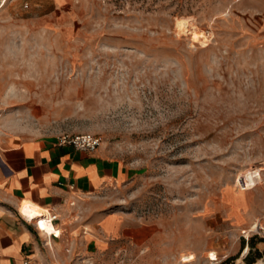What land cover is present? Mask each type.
<instances>
[{
  "label": "rangeland",
  "instance_id": "rangeland-1",
  "mask_svg": "<svg viewBox=\"0 0 264 264\" xmlns=\"http://www.w3.org/2000/svg\"><path fill=\"white\" fill-rule=\"evenodd\" d=\"M0 130L95 134L122 170L56 264H264V0H6Z\"/></svg>",
  "mask_w": 264,
  "mask_h": 264
},
{
  "label": "crops",
  "instance_id": "crops-1",
  "mask_svg": "<svg viewBox=\"0 0 264 264\" xmlns=\"http://www.w3.org/2000/svg\"><path fill=\"white\" fill-rule=\"evenodd\" d=\"M121 175L119 164L100 146L87 152L59 145L56 139L0 130V264H19L26 257L40 264L65 263L62 248L74 243V232L59 228L67 212L75 211L82 197ZM23 200L57 213L60 235L48 239L38 231L34 218L20 209Z\"/></svg>",
  "mask_w": 264,
  "mask_h": 264
},
{
  "label": "bare ground",
  "instance_id": "bare-ground-1",
  "mask_svg": "<svg viewBox=\"0 0 264 264\" xmlns=\"http://www.w3.org/2000/svg\"><path fill=\"white\" fill-rule=\"evenodd\" d=\"M6 0H3L2 3H0V9L3 7L5 4ZM176 28L179 31H189L187 28L188 26V21L185 18H177L175 22ZM192 26V24H191ZM183 34V33H182ZM191 34V40L193 42H204L202 41L201 38L205 37L201 32L196 31L195 28L193 27L190 31ZM192 44V42H191ZM258 170H254L250 173H248L244 178H245V184H249L247 188L252 187V184L255 183L256 181H259L261 178L256 175ZM245 175V174H244ZM255 186V185H254ZM20 209L21 211L25 212L32 218H34V222L39 226L41 229V232L44 233L45 235H50V236H59L60 235V230L56 228V226L52 222H47L43 220V215L47 212V209H44L40 207L39 205L35 204L34 202L30 200H23L20 204ZM32 220V219H31ZM195 258L194 254L189 253L187 255H182L181 257V262L187 263L193 261Z\"/></svg>",
  "mask_w": 264,
  "mask_h": 264
},
{
  "label": "built area",
  "instance_id": "built-area-1",
  "mask_svg": "<svg viewBox=\"0 0 264 264\" xmlns=\"http://www.w3.org/2000/svg\"><path fill=\"white\" fill-rule=\"evenodd\" d=\"M56 142L59 145H71L77 150L92 152L95 151L101 144V137L91 133H80V134H73V135H60L56 138ZM59 219L57 213L47 210V212L43 215V220L47 222H52L55 225V222ZM35 223V222H34ZM39 224V223H37ZM36 225L38 231L41 232L39 226ZM48 239L50 235H46ZM19 264H40L38 261L32 258H24L21 263Z\"/></svg>",
  "mask_w": 264,
  "mask_h": 264
},
{
  "label": "trees",
  "instance_id": "trees-1",
  "mask_svg": "<svg viewBox=\"0 0 264 264\" xmlns=\"http://www.w3.org/2000/svg\"><path fill=\"white\" fill-rule=\"evenodd\" d=\"M248 260V258H246Z\"/></svg>",
  "mask_w": 264,
  "mask_h": 264
}]
</instances>
